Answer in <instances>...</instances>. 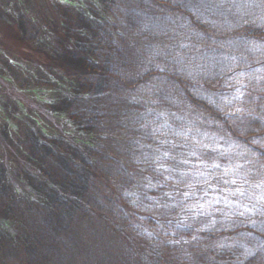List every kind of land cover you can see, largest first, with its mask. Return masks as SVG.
Wrapping results in <instances>:
<instances>
[{"label":"trees","instance_id":"1","mask_svg":"<svg viewBox=\"0 0 264 264\" xmlns=\"http://www.w3.org/2000/svg\"><path fill=\"white\" fill-rule=\"evenodd\" d=\"M13 1L0 4L22 25L28 8L13 10ZM110 1L104 13L117 19L116 37L107 21L96 22L94 41L72 32L77 51L61 61L81 70L73 77L0 54L18 85L52 89L76 128L95 137L73 145L44 119L0 120L14 149L37 170H24L27 187L17 189L0 157V259L203 264L211 256L264 264L263 223L244 213L242 199H222L230 192L223 178L236 167L226 165L221 150H243L239 155L249 158L239 168L253 176L264 168V74L252 83L254 70H264V0ZM75 9L73 16L90 18L87 6ZM26 22L25 33L38 34ZM65 22L71 31L80 20ZM237 239L253 246L245 257Z\"/></svg>","mask_w":264,"mask_h":264},{"label":"rangeland","instance_id":"2","mask_svg":"<svg viewBox=\"0 0 264 264\" xmlns=\"http://www.w3.org/2000/svg\"><path fill=\"white\" fill-rule=\"evenodd\" d=\"M89 3H91L94 8V12L92 13L91 10H89L91 7L88 6ZM19 4L28 8V10L25 11V19L36 24L38 34L30 33L29 31L25 33L24 29L27 24L26 20L22 19L21 25V20H18L16 15L12 14V12L5 11L0 4V54L3 52L2 55L12 56V60H14V57L30 66L33 65L40 68L52 66L61 68V70H63L62 72H66V74H78L81 70L72 66L73 64L66 62V60L65 62L61 61V59L68 57L70 54V56L74 57L75 52L77 51L74 46V43L76 42L74 41L72 32H79L80 36L88 37V39L93 38L92 41H94L95 34L98 32V30H96L97 27H95L97 23L101 24L102 22L101 25H105V22L107 21L108 24L106 25H108L111 35L113 30L116 31L115 29H118L117 19L112 18L110 14L104 13L107 12L105 10L106 8L109 9V11L111 10L110 6L112 4L110 0H28L26 1V4L24 0H14L9 3L13 10L15 7H21ZM30 5L37 8L39 20H35L33 17ZM77 5L87 6L92 17L90 13V18L88 19H86V17L81 19L80 17L73 16L80 12H76L77 9L75 8ZM102 11L104 15L102 14ZM67 17L72 20H74V18L80 20V22H78L79 26L76 25L74 28H71V31H69L65 22ZM84 23L86 24L85 26ZM112 25L116 28L113 29ZM108 33L110 34L109 31ZM116 34L117 33L114 32L112 37H116ZM44 39L47 42L46 47L42 44ZM97 41L99 42V40ZM100 45L103 46L102 43ZM2 55L0 56V120L9 122V118L16 117L21 121L32 118L35 119L36 122H40V120L44 119L51 125L54 133L59 134L64 140L73 145L94 143L95 137L92 134L77 129L68 117L67 110L59 109V107L62 106V102H59V94L52 89L48 90L43 88V86L27 89L18 85L14 78L2 66ZM95 57L98 58L97 56ZM261 74H264V70L261 68L254 70V79L252 80V83L255 84L257 83V80H261ZM249 76H252V74ZM71 77H73V75ZM61 79H63V77H61ZM69 79L72 81L74 78ZM64 81L70 83L67 79ZM213 85L215 86L217 84L214 83ZM6 105H14L16 110L12 111V108L9 107H7L8 110H4ZM10 124L12 123L10 122ZM3 129L2 125H0V157H2V160L8 167L9 175L14 186L17 187V189H25L27 186L25 184L26 180L24 181V170L29 173L34 172V174H37V170L32 164L27 163V161L19 155L18 151L14 149V143L10 135L6 136ZM199 132L202 133V130ZM253 140H255V137L250 139L251 142ZM202 142H206L204 143L206 147H212L211 141L208 138L203 139ZM262 144L263 145H260V148L264 149V143ZM221 150L222 153L227 155V161L231 162L226 165L236 167L234 174H227L225 172L230 169L227 166V168L221 170L227 174L226 178L224 177L223 179H226L225 181L229 184L225 189L227 190V188H229L230 191L223 195L222 199H225L227 203L228 201L236 202V199H242L239 203H242L241 206L243 207L244 213L248 217L252 215V217L257 218L260 224L263 223L261 226L264 227V168L258 172V175L253 176L245 166L243 169L239 168V165H241L244 160L247 162V158H249L248 156L239 155L243 150L231 149L228 146L223 147ZM240 156L242 158H239ZM21 170L22 172H20ZM219 178H222V176H219ZM233 181H235V183H233ZM220 210L223 209L219 208V211ZM215 216L211 218L213 219L212 223H217ZM3 220L4 211L0 208V226L4 225ZM4 227L8 230L6 226ZM12 230H15V228H12ZM233 243L235 244L239 255L242 257H245L253 250L252 245L246 244L240 239L233 241ZM136 245L141 246L143 244L140 241L137 242ZM79 263L80 260L77 263V260L71 256H67L65 259V264ZM0 264H6V261L0 259ZM203 264L226 263L224 261L211 259V256H209Z\"/></svg>","mask_w":264,"mask_h":264},{"label":"snow or ice","instance_id":"3","mask_svg":"<svg viewBox=\"0 0 264 264\" xmlns=\"http://www.w3.org/2000/svg\"><path fill=\"white\" fill-rule=\"evenodd\" d=\"M212 167H219V165L218 164H214V165H212ZM233 183H235V181H233Z\"/></svg>","mask_w":264,"mask_h":264}]
</instances>
